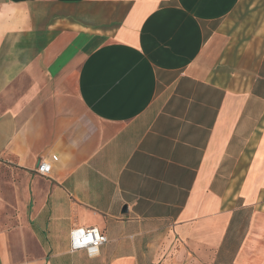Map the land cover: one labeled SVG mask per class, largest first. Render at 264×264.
<instances>
[{"label": "crops", "instance_id": "obj_1", "mask_svg": "<svg viewBox=\"0 0 264 264\" xmlns=\"http://www.w3.org/2000/svg\"><path fill=\"white\" fill-rule=\"evenodd\" d=\"M0 264H264V0H0Z\"/></svg>", "mask_w": 264, "mask_h": 264}, {"label": "built area", "instance_id": "obj_2", "mask_svg": "<svg viewBox=\"0 0 264 264\" xmlns=\"http://www.w3.org/2000/svg\"><path fill=\"white\" fill-rule=\"evenodd\" d=\"M37 172L40 175H46L49 172V167L45 163L39 164L37 168ZM81 233L90 241V243L85 244L84 247H73V234L75 235L76 239H81ZM105 235L100 232L96 228H80L74 227L70 231V250L71 252L81 251V250H88V248L92 247L94 244L98 246H102L106 243Z\"/></svg>", "mask_w": 264, "mask_h": 264}, {"label": "clouds", "instance_id": "obj_3", "mask_svg": "<svg viewBox=\"0 0 264 264\" xmlns=\"http://www.w3.org/2000/svg\"><path fill=\"white\" fill-rule=\"evenodd\" d=\"M87 243H90V241L83 235V233H81V239H76L73 234V247H84ZM88 254L89 256L98 254V246L94 244L92 247L88 248Z\"/></svg>", "mask_w": 264, "mask_h": 264}]
</instances>
